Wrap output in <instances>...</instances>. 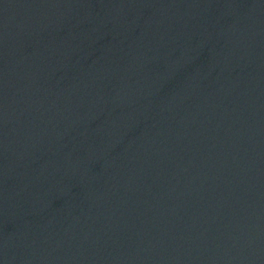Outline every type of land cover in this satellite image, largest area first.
Returning a JSON list of instances; mask_svg holds the SVG:
<instances>
[{
    "label": "water",
    "instance_id": "obj_1",
    "mask_svg": "<svg viewBox=\"0 0 264 264\" xmlns=\"http://www.w3.org/2000/svg\"><path fill=\"white\" fill-rule=\"evenodd\" d=\"M0 264H264V0H0Z\"/></svg>",
    "mask_w": 264,
    "mask_h": 264
}]
</instances>
